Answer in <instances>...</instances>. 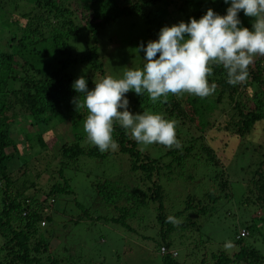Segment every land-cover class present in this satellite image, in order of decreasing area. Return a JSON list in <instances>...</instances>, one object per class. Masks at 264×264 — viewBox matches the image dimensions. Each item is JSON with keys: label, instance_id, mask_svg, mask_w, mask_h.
Wrapping results in <instances>:
<instances>
[{"label": "trees", "instance_id": "trees-1", "mask_svg": "<svg viewBox=\"0 0 264 264\" xmlns=\"http://www.w3.org/2000/svg\"><path fill=\"white\" fill-rule=\"evenodd\" d=\"M228 7L230 0L228 4L224 0H0V11L6 12L13 19L11 23L10 19L7 22L3 15L0 16V23H5L2 34L7 32V37H0V264H61V260L48 252L54 245V236L52 230H49L51 216L47 210H51L52 203L58 196L72 194L68 180L63 177L70 162L82 156L104 158L109 154L101 153L96 146L82 147L80 144L83 137L71 131L76 119L85 118L87 111L83 108L76 111L73 99L80 93L74 90L73 79L65 73L66 67L75 63H87L101 72L95 58L94 44L89 43L84 49L86 53H82L79 58H73L68 48V39L78 35L77 26L74 25L76 14L91 39H94L103 26L121 17H137L145 23L166 26L173 13L182 12L186 15L185 12L190 9V18L199 19L209 8L217 14L226 15ZM239 18L243 26L251 29V18L246 17L243 11L239 13ZM88 77L89 75L86 77L87 85L92 90L95 85ZM209 82H215L217 89L213 95L204 99L185 94L179 99L170 95L166 102H150L152 109L156 111L160 108L158 112L163 113L166 118H174L178 125H183L180 121L186 120L196 129L197 136L190 135L180 148L168 149L166 154L171 157L172 162H183L185 157L194 156V152L197 153L198 150L205 157L206 163L216 168L215 154L210 147L205 146V136L200 134L203 125L198 122L206 112L212 113L209 106L211 101L215 107L219 106L226 111L230 106L227 118H223L221 125L215 128L217 136L221 133L242 140L256 122L264 120V57L255 58L249 67V78L243 84L230 85L222 67L215 66ZM148 101L147 94L138 96L132 100V106L142 112L149 104ZM18 119L23 126L28 123L31 128L49 127L53 123L68 124L69 130L65 131H71L72 134L69 142L59 139L56 154L52 155V159L57 160L56 165L59 167L56 174L62 182L53 183L47 191H41L43 196L37 192L30 193L29 189L33 184L24 175L14 179L8 168L9 163L19 159L17 146L11 138L13 126ZM43 134H23L22 140L31 158L35 159L47 151ZM113 138L118 144V152L127 157L129 171L146 182V185L143 190L132 188V192L128 194L108 179L98 183L96 192L100 194L101 200L105 204H115L113 211L117 216L107 221L133 233L134 229L126 222L142 215L141 212L148 213L150 210L161 264H179L174 260L177 254L172 249V241L178 240L180 232L187 229L199 231V228L195 220H186L175 226L166 222L167 217L179 219L190 208L195 209L194 217L209 214L210 206L217 199L230 197L226 192L227 174L223 177L220 171L214 173L217 189L213 194H207L205 204L186 201L180 211L169 214L163 207V194L157 183L162 170L158 161L151 159L146 153L141 154L136 142L118 124L115 125ZM177 139L180 138L177 136ZM254 149H259V146ZM27 163L28 161L25 162ZM246 163L239 170L241 174L249 175L250 180L246 184L247 195H242L239 204L243 209L252 207L262 210L264 153L254 156ZM48 202L52 206L49 207ZM118 202L124 203V206L117 205ZM83 217L97 219L91 218L88 211ZM80 219L82 218H75L73 222L77 223ZM42 221L44 224L40 226ZM259 221L263 223L264 219ZM261 222L252 220L251 224L245 223L243 230L247 232V237L259 233L257 224ZM238 231L233 236L232 243L237 247L233 254L229 256L218 250L202 255L197 264H207L206 256L212 260L211 264H263L264 255L252 244L243 243V239L247 237L237 239ZM260 240L264 241V237ZM161 248L165 250L163 254H160Z\"/></svg>", "mask_w": 264, "mask_h": 264}, {"label": "rangeland", "instance_id": "rangeland-1", "mask_svg": "<svg viewBox=\"0 0 264 264\" xmlns=\"http://www.w3.org/2000/svg\"><path fill=\"white\" fill-rule=\"evenodd\" d=\"M185 14L173 13L166 25L171 26L180 21L188 22L190 9H187ZM1 15L5 21L9 22L8 19H10L12 23L13 19L11 20L9 14L0 11ZM76 17L74 25L77 26L78 35L68 39V48L73 58H79L82 53H86L84 49L89 43L94 44L95 58L101 72L98 68H91L87 63H75L66 67L65 70V73L73 79V84L81 76L86 79L89 75L88 78L94 85V80H99L106 75L122 78L123 72L128 67H141L145 53L137 52L139 45L143 43L146 47L150 40H157L161 28L165 26L145 23L137 17H121L103 26L96 37L91 39L83 27V22L79 21L78 14ZM3 25L5 23L1 22L0 37H7V32L2 34ZM126 97L130 102V110L134 114L139 113V109L132 106V100L138 95L130 91ZM148 103L145 110H153L150 101ZM209 106L212 113L206 112L201 120L198 119V122L203 125L200 134L205 136V146L210 147L215 154L213 155L216 168L206 163L205 157L198 150L197 153L194 152V156H187L183 162L177 164L172 162L171 157L166 154L169 148L159 144L141 146L136 143L141 154L146 153L151 159L157 160L162 167L157 183L162 190L163 207L169 211V214L180 211L186 201H190L191 204L198 202L201 205L205 204L208 199L207 194H213V191L217 189L215 178L213 179L214 173L220 171L223 177L227 174L226 192L230 195L229 198L217 199L215 204L210 206L209 214L194 217L195 209L190 208L186 214L179 217L181 223L186 220H195L199 228V231L187 229L178 233V240L174 242L171 240L172 249L177 254L174 260L179 264H197L202 255H209L218 250L230 256L237 248L232 243L235 232L243 229L246 222L251 224L252 220L261 222L259 220L264 219V208L262 210L252 207L243 209L239 204L242 195H247L246 184L250 180V176L241 174L239 169L254 156H261L264 153V120L256 122L250 133L242 140L221 133L217 136L215 128L221 125L223 118H227L230 106L227 111L219 106L215 107L212 101ZM158 111L160 108L155 112ZM83 119H76L71 131L83 137L80 144L82 147L94 146L88 142L83 132ZM180 123L184 124L178 125V123L176 132L182 146L190 135L197 136V134L196 129L186 120ZM28 125L27 123L23 126L18 119L13 126L11 138L17 146L19 159L9 163L8 168L14 179L24 175V178L33 184L29 189L30 193L37 192L43 196L41 191H47L53 183L62 182L56 174L59 167L56 165L57 160H53L52 155L56 154L55 148L59 139L69 142L72 134L71 131L67 132L68 124L54 125L53 123L50 125H53L52 128L50 126L31 128ZM24 133H44L42 137L48 146L47 151L35 159L31 158L22 140ZM131 140H133L132 137ZM256 146H259L257 151L254 149ZM107 152L109 154L104 158L82 156L67 165L68 169L65 170L63 177L68 180L72 194L58 196L52 203L53 206L50 202L47 203L49 207L52 206L47 212L51 216L49 230H52L54 236V245L49 249V255L61 260V264H161L157 252L158 241L154 240L155 228L150 210L148 213L143 211L142 215H137L126 222L130 228L134 229L133 233L107 221L117 216L113 211L115 204L111 202V204H105L101 200L100 194L96 192L98 183L108 179L119 188L126 190L125 193L128 194L132 192V188L143 190L146 185V182H142L135 173L129 171L127 157L118 152V147ZM26 161H28L27 164H25ZM224 166H227L226 170ZM117 196L121 199L119 195ZM118 203L117 205L124 206V203ZM86 211L91 218L97 219L83 217ZM75 218L82 219L74 223ZM257 228L259 233L251 234L243 239V243L252 244L264 255V241L260 240L264 237V221L257 224ZM229 244L231 247H228ZM206 259L207 264L212 263L208 256Z\"/></svg>", "mask_w": 264, "mask_h": 264}, {"label": "clouds", "instance_id": "clouds-1", "mask_svg": "<svg viewBox=\"0 0 264 264\" xmlns=\"http://www.w3.org/2000/svg\"><path fill=\"white\" fill-rule=\"evenodd\" d=\"M241 11L252 19L251 29L242 25ZM139 51L145 53L142 66L128 67L122 78L106 75L94 80L92 90L83 76L73 84L80 93L73 99L76 111H87L83 132L101 153L118 147L113 138L116 124L138 145L180 148L178 121L153 110L134 114L126 94H147L152 104L166 102L170 95L204 99L217 89L215 82H209L214 66L222 67L230 85L245 83L255 58L264 57V0H230L226 15L209 8L199 19L166 25L157 40H150L146 47L141 43ZM166 222L175 226L181 223L173 216H168Z\"/></svg>", "mask_w": 264, "mask_h": 264}, {"label": "built area", "instance_id": "built-area-1", "mask_svg": "<svg viewBox=\"0 0 264 264\" xmlns=\"http://www.w3.org/2000/svg\"><path fill=\"white\" fill-rule=\"evenodd\" d=\"M45 212H46V210H45ZM43 224H44L43 221L40 222V226H43ZM245 237H247V232L245 230H243V229L239 230L238 236L236 238L238 239V238H245ZM164 252H165V250L163 248H161L160 249V254H163ZM172 255L174 256L173 253H172Z\"/></svg>", "mask_w": 264, "mask_h": 264}]
</instances>
